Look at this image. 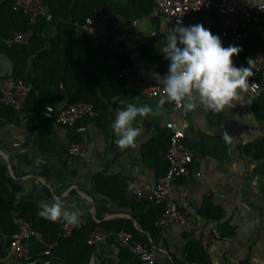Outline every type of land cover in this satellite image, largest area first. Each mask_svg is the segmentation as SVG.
<instances>
[{"label": "crops", "instance_id": "1", "mask_svg": "<svg viewBox=\"0 0 264 264\" xmlns=\"http://www.w3.org/2000/svg\"><path fill=\"white\" fill-rule=\"evenodd\" d=\"M119 2L127 5L129 0ZM236 3L254 6L264 0H236ZM117 16L106 24L107 50L125 55L140 68L147 81L160 84L157 74L164 77L170 63L160 48L166 43L171 25L161 18H146V15L133 19ZM195 24H203L220 37L222 44L226 42L218 33L211 12L200 15ZM74 32L77 40L84 39L79 31L74 29ZM12 72V64L0 53V76L12 75ZM32 78L30 67L26 73L29 90L18 121L7 122L0 128V151L4 153L0 152V204L8 196L13 197L10 217L6 211L0 214V262L15 231L16 213L28 203H52L59 198L70 211L80 209L87 225L116 222L123 225L135 241L156 247L157 264H176L175 258L182 259V250L190 241L200 242L206 248L209 264H264V158L255 160L245 149L264 138V125L252 112L255 96L246 94L243 100L219 113L199 104L191 110L184 105L174 109L166 102L159 115L138 116L133 121L134 127L142 129L141 135L135 147L123 150L115 143L118 137L112 124L117 111L111 110L106 129L88 124L85 132H78L84 156L71 157L68 130L49 121L51 150L46 152L40 146L39 133L33 123L38 102L30 88ZM159 99L128 92L118 100V105L123 109L129 103L138 107L148 105L155 111ZM65 105L63 102L59 107ZM170 121L185 132L194 154L193 167L202 177L198 180L179 178L172 185V196L186 214V224L174 227L170 236L161 242L159 234L151 235L142 229L130 209L102 197L94 176L102 173L120 175L141 184L156 182L162 168L155 159L161 154L145 160L143 150L159 139L160 131L165 130V124ZM156 147L159 149L160 143ZM204 204L219 207L223 213L221 219L204 216L201 213ZM125 249L115 235L109 234L88 253L83 264H142ZM63 250L74 252L72 248ZM44 251V246L33 243L26 260L9 264H67L56 250L50 255H45Z\"/></svg>", "mask_w": 264, "mask_h": 264}, {"label": "trees", "instance_id": "2", "mask_svg": "<svg viewBox=\"0 0 264 264\" xmlns=\"http://www.w3.org/2000/svg\"><path fill=\"white\" fill-rule=\"evenodd\" d=\"M226 1L236 3V0ZM12 3L13 0H0V53L4 54L12 64V75L21 78L26 84V73L31 67L33 78L30 88L38 102V107L33 113V123L39 133L41 148L49 152L53 141L51 124L43 114L46 105L57 108L63 102L66 105L90 104L96 116L82 119L78 124L81 126L94 124L106 129L109 112L123 110L118 105V100L128 93L127 83L120 75L121 71L134 65L125 55L111 53L106 47L96 46L90 37L84 36L83 40H77L73 23L84 22L96 10L133 19L153 11L154 1L129 0L127 5H122L119 0H45L47 12L40 15L35 24H30L27 15L15 12ZM210 12L215 17L218 33L226 38L222 46L226 48L233 45L242 48V51L232 58L234 66L249 67L248 60L252 59L253 63L256 55L264 51V41L251 32L246 37L239 38V32L223 28L217 13L214 10ZM260 22L264 24V17ZM28 30H32V37L27 45L15 44L8 47L4 44L3 40L12 32ZM6 77L0 76V86ZM252 112L255 119L264 125V87L254 98ZM18 119V110L0 102V128L5 123L16 122ZM60 126L68 130L72 143H79L80 137L76 127ZM169 135L167 129L160 131L159 139L146 145L143 150L145 160L154 157L155 154H161L155 159V163L162 168L160 178L168 169L165 153L169 144ZM157 143L161 145L159 149L156 147ZM245 149L255 160L264 158V138L247 145ZM94 182L102 197L130 209L133 218L144 231L151 235L159 234L155 223L164 208L163 205L138 200L130 195L127 190V180L123 176H108L100 173L94 176ZM12 198L8 196L1 202L0 214L6 211V215L10 217ZM38 210V202H32L26 204L20 214L31 222L33 228L40 232L47 242L55 241L63 228L64 221L51 222L41 218L37 214ZM201 213L212 220H219L223 215L219 207L211 204H204ZM0 222H2L1 217ZM98 227L105 232L117 233L125 230L123 225L116 222L83 224L75 229L71 237L61 240L54 250L62 255L67 264H83L84 258L94 248L88 245V236ZM146 245L150 246L149 243ZM67 248H72L74 252L68 253L63 250ZM124 251L134 256L129 249L126 248ZM123 258L121 255L122 260ZM174 261L176 264H209L210 259L206 248L200 242L190 241L182 250V259L175 258Z\"/></svg>", "mask_w": 264, "mask_h": 264}, {"label": "built area", "instance_id": "3", "mask_svg": "<svg viewBox=\"0 0 264 264\" xmlns=\"http://www.w3.org/2000/svg\"><path fill=\"white\" fill-rule=\"evenodd\" d=\"M155 7L145 17L149 19L161 18L171 25L178 23L181 26L195 25L200 15L214 10L220 25L223 28L239 32L238 37H246L248 33H255L264 41V24L260 22L264 17V3L248 6L239 3H229L226 0H153ZM12 8L28 16L30 24H35L37 18L47 12L45 0H13ZM118 16L102 10L94 11L84 22L73 23V28L84 36L90 37L96 46L106 47V24ZM138 19L134 20L136 23ZM32 37V30L25 32L14 31L3 40L4 44L11 47L15 44L27 45ZM253 77L249 82L259 85L258 93L264 87V51L259 52L253 60ZM121 77L127 83V91L133 94L144 95L153 99L164 95L163 85L147 81L140 68L133 66L124 68ZM29 86L21 78L8 75L0 86V102L20 111L26 99ZM256 96L257 94H252ZM174 109L181 108L184 104L170 102ZM45 118L56 125L74 126L77 132H85L87 126L78 122L85 118L96 116L92 106L86 103H77L54 107L46 105L43 108ZM165 128L169 130V144L165 153L168 169L164 176L151 184H141L135 180L127 181L128 193L138 200H146L163 205L164 208L157 217L155 225L159 229L161 242L167 239L172 229L186 224V214L181 211L178 203L172 196V185L179 178L200 179L202 173L193 167L194 154L186 140L185 132L174 121L167 122ZM71 157H82L84 152L79 143H71L68 148ZM79 225L69 224L64 221L63 228L55 241L47 242L44 236L35 230L30 221L17 212L14 218L15 231L11 234L8 250L0 264H9L12 261H24L33 243L45 247L44 254L50 255L63 239L73 235L75 229L87 224L85 217L81 216ZM113 234L118 242L138 258L142 264H157V249L134 240L133 235L127 230L117 233L104 232L96 229L88 236V245L97 246L103 242L107 235Z\"/></svg>", "mask_w": 264, "mask_h": 264}, {"label": "clouds", "instance_id": "4", "mask_svg": "<svg viewBox=\"0 0 264 264\" xmlns=\"http://www.w3.org/2000/svg\"><path fill=\"white\" fill-rule=\"evenodd\" d=\"M165 40L160 50L170 61L168 72L164 77L157 74L164 95L158 100L155 111L148 105L138 107L132 103L117 111L112 128L118 137L115 143L122 150L135 147L141 135L142 129L134 127L133 121L138 116L159 115L166 102L183 103L188 110L199 104L219 113L243 100L246 94H258L259 85L249 82L254 76L252 59L248 60L249 67L234 66L232 58L242 48L223 47L220 37L203 24L185 27L178 23L170 29ZM38 209L41 218L51 222L63 220L73 225L81 223L83 214L80 209L70 211L59 198L52 203L38 202Z\"/></svg>", "mask_w": 264, "mask_h": 264}, {"label": "water", "instance_id": "5", "mask_svg": "<svg viewBox=\"0 0 264 264\" xmlns=\"http://www.w3.org/2000/svg\"><path fill=\"white\" fill-rule=\"evenodd\" d=\"M2 154H4L2 151H0ZM5 156H7V155H5ZM8 167H9V169H10V171L12 172V167H11V163L8 161Z\"/></svg>", "mask_w": 264, "mask_h": 264}]
</instances>
